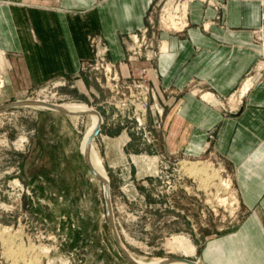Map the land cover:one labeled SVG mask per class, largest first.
<instances>
[{
	"label": "rangeland",
	"instance_id": "374dc122",
	"mask_svg": "<svg viewBox=\"0 0 264 264\" xmlns=\"http://www.w3.org/2000/svg\"><path fill=\"white\" fill-rule=\"evenodd\" d=\"M179 1H153L146 25L121 35L125 49L121 60L111 58L106 39L94 32L88 35L92 57L75 77H56L3 100L6 81L0 72L4 81L0 105L45 96L52 104L75 102L100 113L103 121L94 141L110 183L111 211L109 215L104 183L81 151L90 125L88 113L75 119L73 114L41 106L0 109V264H133L129 254L141 264L155 259L174 264L171 261L179 258L204 263L210 245L235 233L251 212L241 205L233 167L211 139L201 155L192 157L175 150L164 136V119L169 114L174 119L180 116L185 93L220 107L224 114L238 112L242 105L238 95L243 85L216 104L202 97L208 87L196 80L176 93L157 82L158 42L165 31L180 32L188 23L187 15L174 28L161 22L175 14ZM202 1L219 12L212 22L225 25L220 12L228 0ZM258 1L263 25L254 30V39L263 63L251 69L244 82L264 69V0ZM92 36L101 39L107 58L117 63L120 78L129 87L116 88L103 69L84 70L85 63L97 62ZM135 83L142 84L147 94L142 120L134 104L129 108L121 104L125 96L136 93ZM192 162L203 169L193 172L188 167ZM181 235L191 240L195 253L175 247L174 237Z\"/></svg>",
	"mask_w": 264,
	"mask_h": 264
},
{
	"label": "crops",
	"instance_id": "0c3cea01",
	"mask_svg": "<svg viewBox=\"0 0 264 264\" xmlns=\"http://www.w3.org/2000/svg\"><path fill=\"white\" fill-rule=\"evenodd\" d=\"M153 1L0 0L2 99L56 77L77 76L92 57L88 35L94 32L106 39L113 60L123 59L121 35L146 25ZM185 3V29L162 35L166 49L156 57L157 82L176 93L196 80L221 99L234 96L247 73L263 63L254 39L263 25L261 3L228 0L220 12L225 25L212 22L219 12L204 1ZM252 80L238 112L224 114L185 93L180 116L166 115L163 122L167 142L188 156L201 155L211 139L233 167L241 205L251 211L235 233L210 245L205 264H264V69Z\"/></svg>",
	"mask_w": 264,
	"mask_h": 264
},
{
	"label": "bare ground",
	"instance_id": "6f19581e",
	"mask_svg": "<svg viewBox=\"0 0 264 264\" xmlns=\"http://www.w3.org/2000/svg\"><path fill=\"white\" fill-rule=\"evenodd\" d=\"M186 1L183 2L182 0H180L177 3V6L175 7V14L176 15L175 14H170L169 16H166L161 21V22H163V25L165 27L174 28V27H176L178 25V23L180 21H183L182 18H181V13L184 12L183 16L186 17V14H187V3H186V7L184 9H183V5L182 4H184ZM209 1L217 3V0H209ZM181 9H183V10H181ZM185 21H186V18H185ZM133 36H134V40L137 41L138 40L137 39V37H138L137 34H135V35L133 34L132 37ZM163 43L164 42H158L159 52L160 51L163 52L166 49L165 46L162 47ZM162 48H163V50H162ZM104 49H106V48H104ZM140 55L141 54H139V56ZM153 55H154V52L150 53V55L148 57L149 58H153ZM131 58H133V57H131ZM108 62L109 63L106 64L107 69L115 71V73L117 75L116 78L118 79L119 76H120L119 71H118V66L116 67V66L111 65V63L115 64L116 62L112 61L111 59H109ZM2 79H3V77L0 76V89L4 85V81ZM120 84L121 83H116V86L118 87ZM250 86H251V79H247V81L244 83L243 87L241 88L240 94L238 95V97L241 98V100H242L244 94L250 88ZM133 87L137 89L136 93L134 94V92H132L131 96H129V97L125 96V99L121 100V104L124 105V108H127V107L129 108L131 104H134L133 110L136 111L138 119L142 120L143 117L145 116L146 111H147V107L145 106V103L147 102L146 89L143 87L142 84L133 85ZM202 97L206 98L208 101H212L213 103H216V104L217 103H221V101H218V99H220V97H218L216 95L214 96L213 93L210 92V91H206L203 94ZM33 100H35V101H33ZM33 100H29V101H27V100L26 101L18 100L19 101V103H18L19 105L18 106L31 105L33 107L41 106V107L49 108V107H47V105L52 104V103H49L50 100L47 97H45V96L43 98H41L39 96V98H36V99H33ZM42 102H44V103H42ZM54 105H58L62 109L66 110L69 114H73L72 117L75 118V119H78L79 115L81 113H82V115L88 113L89 118H90V125H89V127H88V129H87V131L85 133V137H84V140H83L82 146H81V151H82V154L85 157V160H86L87 164L99 175V177H101L103 180L109 182V179L107 178V176L104 173V171H106V170H105V167H104V164H103V160H102V158L100 156L99 151L97 150L96 143L94 141L95 131L98 128H100V125H101V123L103 121V118L101 117L100 113H98V111L94 107H88L85 104H79V103H75V102H66V103L54 104ZM49 109H51V108H49ZM183 163L186 164L188 162L184 161ZM94 167L99 169L100 172L98 170H96ZM188 167L193 172H198L199 170L203 169L201 166H199L197 164V162H192ZM104 187H105V185H104ZM109 194H110V183H109ZM114 227H115L113 229L114 233L117 235L118 232H117L116 226H114ZM174 238H175V241H173L174 243L173 242L172 243L175 245L176 248L184 249L186 252L195 253L196 248H195V246L193 245V243L191 242V240L187 236L181 235V236H176ZM128 256L131 257L136 263L141 264L134 257H132L130 254ZM164 261H166V259H158V260L155 259L152 262H148L146 264H160L161 262H164ZM171 262L174 263V264H203L202 261H195L194 263H192V262H190L188 260H184L183 258L175 259V260H173Z\"/></svg>",
	"mask_w": 264,
	"mask_h": 264
},
{
	"label": "built area",
	"instance_id": "2783aa9c",
	"mask_svg": "<svg viewBox=\"0 0 264 264\" xmlns=\"http://www.w3.org/2000/svg\"><path fill=\"white\" fill-rule=\"evenodd\" d=\"M90 43L92 45V47L95 49V52H96V56H97V62L95 63L96 65L95 66H92V63H85L84 64V70L86 69L88 71V73H90L91 71V68L95 67L97 70H101L103 69L105 71V77L108 79L111 78L112 81H115V86H116V83H121L118 87L116 86V88H121V87H129V84H127V81L126 80H123L122 78H119L117 79V75L115 73V71L113 70H108L107 67H106V64L109 63L108 62V58H107V51L108 49L106 47H103L102 45L103 42L101 41V39L99 37H90ZM106 48V49H104ZM101 51V52H100ZM115 63V62H114ZM111 65L113 66H118L117 63L115 64H112ZM109 80V79H108ZM131 85V84H130ZM133 85H137L136 83L133 84Z\"/></svg>",
	"mask_w": 264,
	"mask_h": 264
},
{
	"label": "water",
	"instance_id": "95a60500",
	"mask_svg": "<svg viewBox=\"0 0 264 264\" xmlns=\"http://www.w3.org/2000/svg\"><path fill=\"white\" fill-rule=\"evenodd\" d=\"M18 103H19V101H15V102H12V103H7V104H1V105H0V109L7 108V107H15V106H18V105H19ZM47 107H49V108H51V109H54V110H56V111H60V112L68 113L66 110L62 109V108L59 107L58 105L49 104V105H47ZM99 133H100V128H98V129L95 131V135H94V136L97 137ZM92 171H93L94 175H95L100 181H102V182L104 183L105 187H106V188H105V196H106V201H107L108 213H109V215H110L111 211H110V203H109V199H110V194H109V182H108V181H105V180H103L101 177H99L93 169H92ZM111 223H112V227H113V229H114V228H115V227H114V224H113V222H111ZM126 255H127V254H126ZM127 257H128V259H129L133 264H138V263H136L131 257H129L128 255H127ZM184 260H188V261H190V262H192V263L195 262V261L190 260V259H184ZM165 263H166V262H163V263H161V264H165Z\"/></svg>",
	"mask_w": 264,
	"mask_h": 264
}]
</instances>
